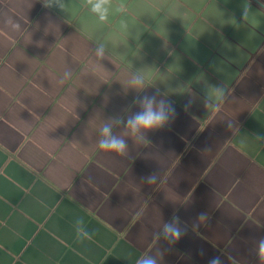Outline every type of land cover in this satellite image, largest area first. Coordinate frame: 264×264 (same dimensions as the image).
<instances>
[{
  "label": "crops",
  "instance_id": "obj_1",
  "mask_svg": "<svg viewBox=\"0 0 264 264\" xmlns=\"http://www.w3.org/2000/svg\"><path fill=\"white\" fill-rule=\"evenodd\" d=\"M63 4L0 0V264H136L161 250V264L218 255L224 264H258L264 8L253 0H109L101 20L86 0ZM98 44L106 47L99 61ZM138 70L147 86L140 94L159 90L177 116L149 132L150 143L128 139L126 159L95 141L102 120L138 110L136 91L124 90ZM153 172L159 183H143ZM174 211L189 231L167 251L152 236ZM201 212L208 220L194 232ZM78 217L91 241L76 240Z\"/></svg>",
  "mask_w": 264,
  "mask_h": 264
},
{
  "label": "clouds",
  "instance_id": "obj_2",
  "mask_svg": "<svg viewBox=\"0 0 264 264\" xmlns=\"http://www.w3.org/2000/svg\"><path fill=\"white\" fill-rule=\"evenodd\" d=\"M45 7L57 6L64 7L63 0H44ZM86 4L90 7V10L97 14L101 20L106 19L109 0H86ZM247 10L245 9V15ZM13 28L18 29L19 24L13 23ZM95 57L97 61L103 59L106 56V47L104 44H98L94 49ZM70 71L64 73V78L67 79L70 76ZM145 77L141 71H133L127 83L124 85L125 94L128 89L136 91V95L133 97L132 105H138V110L129 111L125 109V116H115L102 120L99 130L98 139L95 141L96 146L104 152L115 153L117 156L123 158H131L128 139H131L134 144L143 146L150 143L148 139L149 132H155L161 130L175 120L177 116L176 107L174 102L160 93L159 90L152 94L141 95L146 88ZM216 93L219 94L221 101L228 99L227 92L224 87L216 86L212 87ZM193 101L189 99L185 104V111L190 108ZM206 107L211 103V100L206 94L204 99ZM229 127L231 125L229 124ZM114 128H122L123 131L117 134L114 132ZM256 140H264V137L256 136ZM143 183L148 185H155L159 183L160 177L158 172H153L147 176L141 178ZM208 213L201 212L197 215L196 220L191 225L192 231H197L202 222H207ZM183 224V227L181 226ZM75 238L78 242L83 243L85 241H91L93 239V233L85 226L83 217H78L74 221ZM189 225L186 222L181 221L179 215L174 211L171 219L162 224V227L158 232L153 233L152 239L154 242L159 243L163 240L168 248L167 251H171L175 244L188 234ZM255 257L258 260V264H264V236H261L255 240V247L253 249ZM164 251L158 252L157 255L144 254L140 257L136 264H161ZM201 255L203 252L201 251ZM231 264H238L235 257H229ZM208 264H224L221 256H214L208 260Z\"/></svg>",
  "mask_w": 264,
  "mask_h": 264
},
{
  "label": "water",
  "instance_id": "obj_3",
  "mask_svg": "<svg viewBox=\"0 0 264 264\" xmlns=\"http://www.w3.org/2000/svg\"><path fill=\"white\" fill-rule=\"evenodd\" d=\"M253 1H255L257 4H259L261 7L264 8V5L262 3H260L259 1H257V0H253Z\"/></svg>",
  "mask_w": 264,
  "mask_h": 264
}]
</instances>
